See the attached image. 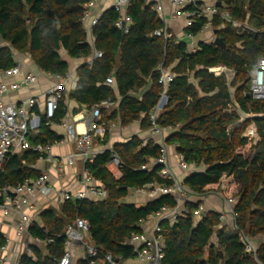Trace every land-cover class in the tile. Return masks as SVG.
<instances>
[{"label": "trees", "instance_id": "trees-1", "mask_svg": "<svg viewBox=\"0 0 264 264\" xmlns=\"http://www.w3.org/2000/svg\"><path fill=\"white\" fill-rule=\"evenodd\" d=\"M92 0H0V36L10 47H0V71L17 66L14 51L28 53L35 65L52 76L66 77L69 64L62 53L71 59H88L93 51L82 25L84 5ZM235 20H253L260 30L256 35H238L222 21L213 24L217 38L225 48L200 43L196 53H186V45H176L154 37L163 23L152 10V5L135 1L128 14L133 24L128 34L115 26L119 15L110 9L94 28L95 49L103 54L92 67L83 65L77 70V87L69 98L83 107L93 108L103 103L117 108L101 109L100 124L109 126L115 119L122 125L141 122L143 130H150L149 113L161 98L160 65L175 75L168 89V105L161 113V126L178 127L166 143L175 146L178 155L187 163L204 167V172L189 175L184 184L197 196L222 194L225 199H236L234 211L240 230L257 243L254 257L245 252L238 235L221 229V215L207 212L196 222L192 212L201 204H186L190 214L176 222L160 223L165 243V262L168 264H264V102L247 97L248 79L264 57V0H221ZM202 23L188 30L198 35ZM226 67L234 70L230 84L225 76L216 77L208 69ZM109 76L114 85H105ZM139 99L133 93L146 90ZM66 97L63 95L54 116L41 117L40 134L30 139L32 147L50 145L62 140L47 123L60 124L67 116ZM237 104L244 115H252L241 122ZM38 115L39 111L34 110ZM111 111V112H110ZM254 124L258 141L244 137ZM109 132V129L107 133ZM108 138V134L106 136ZM103 142V144H105ZM113 153L122 162V177L117 180L109 171ZM21 156H10L0 168V190L16 187L27 180H36L43 173L33 170L39 155L27 151ZM161 157L160 145L149 141L146 145L138 137L115 145L100 153L87 170L105 185L108 198L101 201H67L61 213L44 211L41 226L30 233L46 245L48 256L33 248V256L24 255L21 264H58L65 253V231L76 218L90 224V240L99 250L94 264H109L105 256L121 257L122 261L135 258L128 241L133 234H142L141 223L164 209L177 206L174 196H162L143 206L125 202L130 192L150 184L171 186L160 176L163 167L151 165ZM146 168V169H145ZM215 240V241H214ZM7 239L0 233V246ZM75 264H91L90 259H79Z\"/></svg>", "mask_w": 264, "mask_h": 264}, {"label": "built area", "instance_id": "built-area-1", "mask_svg": "<svg viewBox=\"0 0 264 264\" xmlns=\"http://www.w3.org/2000/svg\"><path fill=\"white\" fill-rule=\"evenodd\" d=\"M99 0H92L86 5L87 11L84 15L86 21L90 15L93 4ZM112 9L119 15L118 20L115 23L117 29L121 30L125 34H128L133 21L128 15L129 9L133 6L135 1L143 2L147 5H152V10L156 13L158 18L163 23V27L160 30L154 32L153 36L157 38H163L165 42L174 40L176 45L181 43L185 44L187 49L186 53H196L199 50L201 42H198L199 38L205 34H211L210 40L207 44H214L216 40L214 20L219 19L222 21L223 26H229L238 35H256L260 30L250 24L249 19L246 21L235 20L231 17L229 11L223 8H227L221 0H166L170 7V13L166 11L163 0H111ZM221 3V7L217 4ZM100 17H93L89 24V32L93 35L94 28L98 25ZM178 22L180 24V30L178 34H174L171 29V23ZM197 23H202V28L198 35H192L188 33V30L194 27ZM203 43V42H202ZM205 43V42H204ZM103 54L93 49V54L88 62V66L92 67L95 60L101 59ZM161 73L160 85L163 88V92L157 105L149 113V123L151 125L149 133L152 138H160L161 143V157L154 162V165H160L163 167L160 172V176L172 182L171 186L150 184L144 188L133 190V194L139 197H147L149 200H156L162 196H174L177 200V206L173 209H164L161 212L155 214L156 224L151 234H133L128 241V245L133 247L135 258L138 264H168L165 262V243L164 238L161 235L160 223L164 220H170L176 222L179 218L185 217L190 214V210L184 206L183 200L188 198H205L194 194L177 176L173 173L172 168L168 162V145L165 141L167 135H171L178 130V127L161 126L159 124V118L161 113L168 105V89L170 84L174 81L175 75L171 69L165 67L163 62L159 67ZM209 73L216 77L225 76L228 84L235 78L236 73L234 70L220 66L216 68L208 69ZM18 76L23 77V81L19 83H7L8 80H12ZM52 76V75H50ZM57 80V84L46 93L47 110L45 116L47 119H51L58 107V103L65 92L66 84L70 80V77L53 76ZM37 82V77L33 74H26L20 65L9 70L0 71V168L9 159L10 156H18L27 151H34L39 155L40 161H49V150L47 146L37 145L32 147L28 141V135L32 131H38L40 128L41 118L37 116L33 109L37 106V99H28L20 104H7L5 99L7 96L13 95L19 92L24 87H31ZM106 84L113 86L114 77L109 76L106 79ZM250 95L256 101L264 102V57L258 61L257 69L250 72L248 79ZM111 104L103 103L99 106L92 108V120L93 125H89L87 131L80 133L76 128L69 127V133L75 138L77 142V153H74L67 157V163L70 166L74 165L76 158H81L85 165V172L82 178V191L72 194L68 191H62L60 198L62 202L67 201H81V200H105L108 198V190L105 186H97L94 184V179L87 170V165L92 164L96 157L100 154L94 148V139L97 137L103 138L110 126L100 124L101 121V109L109 107ZM237 110L240 116L241 122L253 118L252 115H244L240 112L237 104L231 106V110ZM50 125V122L47 123ZM244 137L249 141H258V136L254 124L250 125L244 134ZM53 161L57 160L54 158ZM51 160V161H52ZM111 174L119 180L122 177L121 168L122 162L120 157L113 153L111 163ZM59 164L56 168L59 169L61 174L62 169L59 168ZM178 167L185 174H193L197 172H204V167H199L193 163H187L182 155H178ZM146 169V168H145ZM49 179L47 176H41L36 180H27L23 184L16 187L5 186L0 190V208L5 211H17L20 212V200L23 201L25 207H30L29 201L25 198L26 195L34 196L36 192H40L42 195H47L49 192L48 186ZM220 197L222 194L218 193ZM222 198L229 206V212L232 217L233 231L238 235L240 243L243 245L246 253L253 255L257 254V243L249 235L240 230L236 224V214L234 207L236 205V199ZM195 218L202 220L206 217L207 211L204 205L201 203L198 208L192 212ZM225 219L221 216V222ZM41 226L40 220L32 218L28 215L22 214V218L15 224V229L19 235L25 234L30 231L34 226ZM90 233V224L87 220L82 218H76L71 224H69L65 231V253L60 259L58 264H74L73 248H79L84 254L85 259H90L91 264H94L92 259L99 255V250L96 246L88 242ZM44 245L53 243L52 239L41 241ZM8 250V242L5 246H0V264H21L20 260L12 261L5 253ZM27 255H33V248L28 247L26 251ZM106 261L109 264H132L128 261H122L121 257L114 258L112 255L107 254L105 256Z\"/></svg>", "mask_w": 264, "mask_h": 264}, {"label": "crops", "instance_id": "crops-1", "mask_svg": "<svg viewBox=\"0 0 264 264\" xmlns=\"http://www.w3.org/2000/svg\"><path fill=\"white\" fill-rule=\"evenodd\" d=\"M164 5L166 7V11L170 13V7L166 0H163ZM208 2L209 0H204ZM240 1V0H239ZM240 1V6H242L243 10L247 9V4ZM88 4V3H87ZM84 5V15L86 14L87 8ZM112 1L111 0H99L95 4H93L91 8L90 15L87 20L82 19V25L86 34L88 36V42L91 45L92 51L95 49V37L89 32V24L93 17H102V15L108 10L112 9ZM129 15V14H128ZM132 19V18H131ZM171 31L174 34H178L180 30V24L177 22H172L170 26ZM210 34L207 33L204 36L200 37L198 42L208 43L210 40ZM0 47H10V44L5 43L0 36ZM14 61L17 65H20L23 68V71L26 74H33L37 77V82L34 83L31 87H24L19 92L7 96L5 102L7 104H20L21 102L28 99H37V106L33 109V112L37 116H45L47 110V100L46 93L52 89L56 84L57 80L55 77L50 76V74L41 71L33 62L31 56L28 53H20L14 51ZM62 58L69 64V73L68 76L70 80L66 84L65 92L63 95L66 97V107H67V116L66 118L58 125L50 123L49 126L53 132H55L58 136L62 137V140L59 142H55L54 144L44 145L48 147L49 156L52 159H56V161H40L38 160L36 165L31 168L37 172L43 173L48 177L49 182V192L47 195H42L40 192H36L34 196L26 195L25 198L29 201L30 207H25L23 201L20 200V212L17 211H5L0 208V233L5 236L8 242V250L5 253L12 261L20 260L26 254L28 247H36L39 249L44 256H48V251L46 249V245H44L41 240L35 238L31 235L30 231L25 234L19 235L15 229V224L22 218V214L28 215L32 218H37L40 220V215L47 210H55L57 213H61V208L64 202L61 201L60 193L62 191H68L72 194L78 193L82 191V178L85 172V165L81 158H76L74 165L70 166L67 163V157L77 153V142L75 138L69 133L68 128L74 127L80 133L87 131L89 125H93L92 120V108H87L79 105L74 100L69 98L70 94L77 87V70L83 65H88L90 58L88 59H71L65 53H62ZM23 81L22 76H18L12 80H8L7 83H19ZM105 85L106 81H105ZM148 89L142 90L138 93H133L134 97L141 99ZM109 108H117V105H110ZM37 109L39 111L38 115L34 110ZM110 111V112H111ZM41 118V117H40ZM112 125V127L110 126ZM109 132L103 138L97 137L94 139V148L96 151L100 153L111 150L115 145H120L128 142L134 137H138L144 142L146 145L149 141H154L156 144L161 143L160 138H152L150 136L149 130H143L141 127V122H134L129 125H122L119 119H115L111 124H109ZM40 134V128L38 131H32L28 135V141L30 143V139H34ZM108 134V138H106ZM170 135L165 137L166 139ZM103 144V142H105ZM31 145V144H30ZM32 146V145H31ZM34 152V151H33ZM35 153V152H34ZM24 154V153H23ZM23 154L18 156L24 159ZM168 162L170 167L173 170V173L177 176L179 180L182 182L191 175L183 173L178 167V154L176 152L175 146L168 145ZM59 164V168L62 169L60 174L59 169L56 166ZM154 165V162L151 163L150 166ZM109 171L111 172L110 165L108 166ZM94 179V178H93ZM94 184L97 186H105L100 182H97L94 179ZM13 188V187H12ZM98 201V200H92ZM152 200H149L147 197H139L133 194L131 191L129 196L125 199V202L136 204L138 206H143ZM201 202L204 205V208L207 212L213 211L219 213L221 216H224L225 219L221 224V229H223L226 233L232 234L233 231V222L232 217L229 212V206L226 204L222 196L219 194H209L205 198H188L187 200H183L184 206L186 204H195ZM196 222L199 219L195 218ZM156 224V216L152 215L147 220L141 223V227L143 232L146 234H151L152 230ZM88 242L93 244V242L88 238ZM94 245V244H93ZM34 254V253H33ZM32 257L33 255H27ZM73 256H74V264L79 259H85L84 254L79 248H73ZM132 264H138L135 260H128Z\"/></svg>", "mask_w": 264, "mask_h": 264}, {"label": "water", "instance_id": "water-1", "mask_svg": "<svg viewBox=\"0 0 264 264\" xmlns=\"http://www.w3.org/2000/svg\"><path fill=\"white\" fill-rule=\"evenodd\" d=\"M217 6L221 7V3H218ZM214 44L223 49L225 48V44L223 43V40L220 38H216ZM247 97H250V95H247ZM197 173H201V172H197Z\"/></svg>", "mask_w": 264, "mask_h": 264}, {"label": "rangeland", "instance_id": "rangeland-1", "mask_svg": "<svg viewBox=\"0 0 264 264\" xmlns=\"http://www.w3.org/2000/svg\"><path fill=\"white\" fill-rule=\"evenodd\" d=\"M253 22H254V21H253V20H251V24H252V25H253ZM210 36H211V34H210ZM209 38H210V37H209ZM214 241H215V240H214Z\"/></svg>", "mask_w": 264, "mask_h": 264}]
</instances>
